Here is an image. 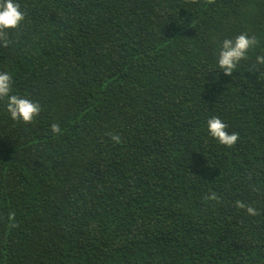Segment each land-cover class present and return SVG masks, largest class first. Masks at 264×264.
Returning <instances> with one entry per match:
<instances>
[{
	"label": "trees",
	"instance_id": "16d2710c",
	"mask_svg": "<svg viewBox=\"0 0 264 264\" xmlns=\"http://www.w3.org/2000/svg\"><path fill=\"white\" fill-rule=\"evenodd\" d=\"M16 2L0 72L41 112L0 100V264H264V0Z\"/></svg>",
	"mask_w": 264,
	"mask_h": 264
},
{
	"label": "clouds",
	"instance_id": "9594fccd",
	"mask_svg": "<svg viewBox=\"0 0 264 264\" xmlns=\"http://www.w3.org/2000/svg\"><path fill=\"white\" fill-rule=\"evenodd\" d=\"M191 3L198 4L199 0H190ZM215 0H205V6L214 4ZM25 19V13L20 9L16 0H0V41L3 46H8L7 30L19 29L21 23ZM259 41L255 35L249 36L247 33H241L235 38H226L222 41L218 57L217 65L225 75L231 76L237 69L242 60L247 59L248 52L258 45ZM257 63L264 65V55L256 57ZM12 92V77L7 72H0V100H6V110L11 118L15 121L24 123H32L41 112V105L38 102L19 96L10 94ZM228 124L218 116H213L207 121V130L209 135L218 141L221 145L228 148L233 147L238 139L239 133H230ZM53 133H60L59 124L51 125ZM114 143H121V137L118 134H110ZM211 199H219L214 194ZM235 207L245 209L247 215H259L257 208L246 205L245 202L237 200Z\"/></svg>",
	"mask_w": 264,
	"mask_h": 264
}]
</instances>
